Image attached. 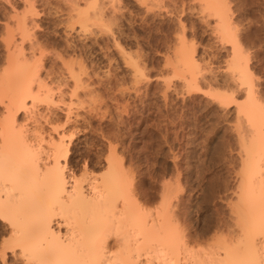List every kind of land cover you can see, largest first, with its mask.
Returning a JSON list of instances; mask_svg holds the SVG:
<instances>
[{"label": "rangeland", "instance_id": "rangeland-1", "mask_svg": "<svg viewBox=\"0 0 264 264\" xmlns=\"http://www.w3.org/2000/svg\"><path fill=\"white\" fill-rule=\"evenodd\" d=\"M210 3L223 11L231 24L230 31L236 35L241 56L238 55V62L241 59L246 63L248 81L256 98L264 104V0H211ZM21 17L26 21L25 33L18 24ZM79 17L88 18L83 28L77 21ZM214 20L205 0H0V74L13 72L14 64L17 68L22 63L28 67L27 73L21 75L22 80L24 83L29 80L33 94L38 96L33 105L34 115L12 106L6 110L4 105L24 83L0 85V120L7 121L12 113L14 127L22 124L30 130L25 127L27 132L23 133L30 143L37 142L33 137L37 134L45 141L58 137L59 132H66L67 138L73 135L70 143L67 142L70 151L65 163L71 178L83 174L99 176L106 169L104 157L108 145L114 146L116 156L121 157L125 170L129 171L135 197H141L140 205L155 211L162 208L159 207L162 203L167 216H174L168 220L177 238L174 237V247L162 249L161 246L159 253L170 255L179 263L189 257L187 262L192 261L193 255L203 258L206 253L210 264L226 259L222 244L223 247L227 244L224 232L231 230L227 226L233 223L229 207L235 196L231 189L238 183L235 172L242 165L239 136L244 134L245 124L238 117L237 105L246 101L247 91L228 68L231 44L217 35ZM180 37H184L185 47L189 44L187 48L196 59L198 70L201 68L197 75L205 76V83L202 76L196 88L184 86V73L172 58ZM13 47L23 60L19 58L12 63L7 53ZM81 63L84 71L90 73L80 72L87 75L83 74L82 78L89 76L92 85L86 88L81 84L77 94L87 89H94V93L90 97L79 95L86 99L77 96L79 103L72 91L75 84L69 70L73 67L78 72ZM133 74L140 80L135 81ZM46 91L59 102L45 103ZM29 99L26 98L27 104ZM89 103L95 106L92 111L88 110ZM65 113L71 121H66ZM45 141L41 143L40 153L44 163L48 162L47 153H50ZM165 194L166 199L162 196ZM112 237L115 236H111V244ZM115 246L110 245L109 250L117 252ZM150 246L144 244L140 250L143 261L149 254L154 255ZM171 249L173 252L167 251ZM208 258L205 264H209Z\"/></svg>", "mask_w": 264, "mask_h": 264}, {"label": "bare ground", "instance_id": "bare-ground-1", "mask_svg": "<svg viewBox=\"0 0 264 264\" xmlns=\"http://www.w3.org/2000/svg\"><path fill=\"white\" fill-rule=\"evenodd\" d=\"M210 1L211 0H205V6L206 9L215 16L214 21L216 26L214 27L216 29L214 30L218 31L219 34L216 31L218 36L231 44L232 53L228 68L230 67L231 72L236 75V80H239L241 83L239 84H244L246 86L247 91L246 101L244 103L242 102L243 104L239 105L238 103L237 105L239 114L237 115L239 118H243L244 123H241L245 124V128H243L244 125L242 127L245 132H243L244 130L241 132L239 131L240 133H244L239 136V145L241 144V149H239L240 151L242 150L240 156L243 155V157H240L242 160L241 168L238 166V173L237 171L235 172L236 175H238V183L236 182V186H233L234 189H231L233 190L231 191L233 192L232 194L235 196V201L233 203L231 202L229 207V213L230 215L232 214L233 223H228L232 227L229 225L227 227L232 229H227L226 232L221 230V234L224 232V242H227L226 245L224 244V247L222 244L226 259L222 258L219 264H264V104L263 101L261 102L256 98L253 86H251L248 81L249 77L246 63L244 64L240 59L244 64L242 66V63L238 62V55L240 56V54H238V41L236 35L233 36L230 31L232 29L230 28L231 24H229L228 20L225 18L226 16L223 14V11L221 13ZM80 11L81 10L77 12L80 13ZM85 16L88 15L86 14ZM87 19V17H79V20L77 19L80 23V27L82 26L83 28L85 26ZM25 22V19L22 17L18 21L21 29L24 27L22 30L24 33L28 31L25 29L27 28V26L25 27ZM20 34L23 35L21 32ZM25 35L23 36L25 37ZM24 37L22 39H24ZM7 42L9 41L7 40ZM185 44L184 37H180L176 44L177 48L173 51L175 58L173 56L172 58L176 59L173 61H176L177 66H181L179 70H182L184 73L183 83L185 85L182 84L189 88H196L199 84L198 80L203 76L201 79V81H203L205 76L203 74H200V76L197 75L201 68L198 70V65L195 62L196 59H193L194 57L190 52V48H187L189 44H187L186 47L184 46ZM14 47L13 49L11 48V52L7 49L9 51V53H7L9 59H11V61L13 60L12 63L22 56L20 52L15 53L16 50L14 49L16 48ZM19 48H17L18 51ZM17 55H19V57H17ZM82 63L77 68V73L74 71L75 69L73 67L69 70L71 74L70 77L73 78L75 84L72 91L76 97L80 95V93L77 94V87L81 86V84L86 88L88 85H92L90 84L91 82L89 83V76L86 77V79L85 77L82 78V75H85V73L81 74L82 72H86L87 74V70L84 71L85 66L82 65ZM22 65L21 63V66L18 65L17 68H15V64L14 66L12 65L14 67L13 69H15L13 72H2L0 74V85L6 87L10 84L18 83L19 81H23L24 83L21 75L24 74L28 67L23 65V67L25 66V70H23L24 68ZM25 73H27V71ZM197 76L199 78H197ZM136 78L137 76H134L135 81L140 80ZM27 81L29 82V80H26V85L24 83L22 89L18 88V90L13 92L8 102L4 105L6 110H9L12 106L16 108V110L21 108L34 115L33 105L37 99V95L35 96L33 94V88L29 86ZM204 81L203 84L205 83ZM38 85L40 87L41 83ZM200 87L202 88V85ZM82 88L86 89L84 87H81V89ZM37 89L39 90V88ZM93 90H84L87 94L85 97L89 96L90 93L92 94V92L94 93ZM220 94L215 95L218 97ZM45 95H47V91ZM42 97L40 99H42ZM79 97H77V100H79ZM85 97L81 98L84 99ZM26 98H30L28 104ZM44 99H46L45 103L51 105L59 102L58 99L51 97V93L46 97L44 96ZM59 99H61V97ZM60 102L62 103V100ZM78 102L80 103V100ZM86 102L87 101H84L82 103L86 104ZM91 104L89 103L90 109L88 108V110L92 111L93 108L95 109V106ZM69 105H71V103ZM65 111L67 112V110ZM12 116L11 113V117ZM11 117L9 116L7 121L3 119L0 120V217H3L6 225L11 226L9 236L0 237V264H8L7 256L9 252L12 253L13 260L18 261L19 264H205L204 261L208 258L207 256H209L206 252V254H204L206 255L205 258L207 257L206 259H204V255L203 258L200 256L195 258L196 256L193 255L194 257H192L194 260L192 259V261L187 262L191 258L189 257V260H185L184 262L180 261L181 263L176 262L177 260L174 261L170 255L168 257L159 253L161 251V246H163L162 249L166 247L173 248V241L177 239L175 234L173 236V232L171 231L173 226L170 227L168 224V220H170L169 217L171 216H167L166 207L165 205L162 206V203L161 206H159L162 208L156 209L157 207H154V209H156L155 211L153 209V211H149L150 209L145 210V208H143L145 205H140L141 203H139L138 199L141 197H135L134 191L132 187H130L129 171L127 172V170H125V164H123V160L120 159L121 157L118 158V156H116L114 146H110L111 144L108 145V153L104 157L106 169L99 176L95 174L86 176L83 174L84 176L78 178L74 176L75 178H71L67 175L68 172L66 173L65 163L67 162L70 151L67 144L70 143L68 141L71 140L73 135L70 136L68 133L69 136L67 138V134L65 135L66 132H59L58 137H52L48 141L46 140L47 143L40 134L36 133L38 136L34 135L33 137L38 139L36 140L37 142L30 143L29 140L25 138V135H23L24 132L30 131L27 130L28 127L24 124L26 128L23 127L22 124L21 126L16 125L18 126L17 128L14 127L13 121L15 122V119H10ZM69 119L70 115L66 114V121ZM24 128L27 131H25ZM72 133L74 134V132ZM105 133H107L108 136L110 134L106 131ZM104 137H107L106 134ZM43 140L48 144L47 147L49 149H47L50 152L47 153L48 162L45 163L41 162L42 156H40L42 152L41 143H43ZM8 156H10L9 158L12 160H9ZM130 181H133V179ZM162 196L166 199V194ZM168 215H170V212ZM111 236H115L112 238L114 240L113 244L117 245L115 247H118L117 252L112 249L109 250L110 245L113 246L110 240ZM144 244L148 246L151 245L152 252H154V255L150 256L149 254L148 259L145 258L146 261L140 259L141 254L143 255V252L141 253L140 250H143ZM17 249H19V255H17ZM121 250L123 252H121ZM172 250L173 249L167 251L170 252ZM185 252L186 251H184V253ZM110 253L113 254L109 255ZM196 253L198 254V252ZM175 257L176 256H174V258ZM208 261L210 264L209 258L207 262Z\"/></svg>", "mask_w": 264, "mask_h": 264}, {"label": "snow or ice", "instance_id": "snow-or-ice-1", "mask_svg": "<svg viewBox=\"0 0 264 264\" xmlns=\"http://www.w3.org/2000/svg\"><path fill=\"white\" fill-rule=\"evenodd\" d=\"M21 7H23V5H21ZM188 35L191 36V33H189ZM204 39L207 40V37H205ZM0 50H2V46H0ZM223 79H224V77L222 75L221 81H223ZM100 91H103V89H100ZM80 95L86 96L87 94L85 92H81ZM92 160L93 161L95 160L94 155L92 156ZM10 231H11V226L6 225L4 220H3V217H0V237H8ZM17 255H19V249H17ZM7 260H8V264H19L18 261L13 260V256H12L11 252L8 253Z\"/></svg>", "mask_w": 264, "mask_h": 264}]
</instances>
